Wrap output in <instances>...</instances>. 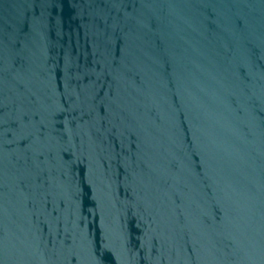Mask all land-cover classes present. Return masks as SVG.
<instances>
[{
  "label": "water",
  "instance_id": "obj_1",
  "mask_svg": "<svg viewBox=\"0 0 264 264\" xmlns=\"http://www.w3.org/2000/svg\"><path fill=\"white\" fill-rule=\"evenodd\" d=\"M0 264H264V0H0Z\"/></svg>",
  "mask_w": 264,
  "mask_h": 264
}]
</instances>
